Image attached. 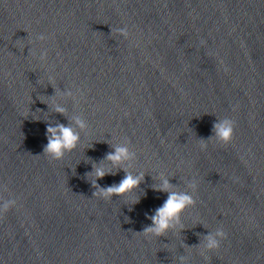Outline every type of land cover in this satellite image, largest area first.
<instances>
[{"label": "clouds", "instance_id": "9594fccd", "mask_svg": "<svg viewBox=\"0 0 264 264\" xmlns=\"http://www.w3.org/2000/svg\"><path fill=\"white\" fill-rule=\"evenodd\" d=\"M116 32L123 38H128L127 26L117 28ZM36 39L44 41L48 39L45 34H39ZM47 50H41L39 54L40 60H46ZM56 89V95L50 97L49 106L61 115H65L67 109L58 102L59 99L71 98L78 103L77 94L80 92L77 89L75 92L72 88H67L66 92H61ZM46 103V102H45ZM235 110V109H233ZM89 128L88 122L81 114H76L70 118V122L65 125L63 123H56L54 126L49 123L46 127L47 143L43 147V154L48 156L51 160H61L66 153H70L81 143V133L87 132ZM212 135L207 139L200 140L201 150H206L208 147L207 142L215 140L216 142L227 145L230 144L235 134V121L231 118L217 119L212 126ZM113 151L108 152L104 159L98 164L93 163L92 171L86 173V176L91 177L90 182L95 189L93 197L101 198L104 200H111L113 197H127L137 192L141 183L144 181L145 172L132 171L134 168L137 154L130 148V141L127 139L112 144L110 143ZM122 169L125 173L124 178L118 183L107 187H101L97 181L103 179L107 175H114V170ZM158 183H154L152 188L154 191L166 193L167 198L163 204L153 210L151 215L145 214L151 224L145 226L142 233L145 237H161L165 236L170 230L175 229L177 226L182 228L181 217L182 214L196 203L193 193L197 189V182L195 179L187 183V187L191 191H182L170 182V177L163 172L156 176ZM8 191L5 185H0V193ZM136 199L131 205L139 202ZM18 200L16 198L5 199L0 194V220H3L4 215L12 208L17 207ZM131 210V208H130ZM227 239V233L222 227L217 228L215 231H208L207 235L202 238V243L197 247L201 248L200 254L206 256L209 251L217 250L220 248L223 240ZM181 264H188L185 257H181Z\"/></svg>", "mask_w": 264, "mask_h": 264}]
</instances>
